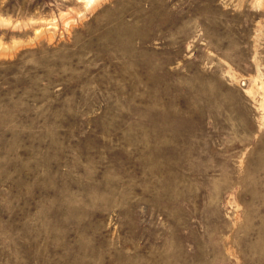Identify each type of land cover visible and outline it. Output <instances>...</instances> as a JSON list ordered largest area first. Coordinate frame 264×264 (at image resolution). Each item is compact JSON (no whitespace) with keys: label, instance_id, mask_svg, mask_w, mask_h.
Segmentation results:
<instances>
[{"label":"rangeland","instance_id":"374dc122","mask_svg":"<svg viewBox=\"0 0 264 264\" xmlns=\"http://www.w3.org/2000/svg\"><path fill=\"white\" fill-rule=\"evenodd\" d=\"M0 264H264V0H0Z\"/></svg>","mask_w":264,"mask_h":264},{"label":"bare ground","instance_id":"6f19581e","mask_svg":"<svg viewBox=\"0 0 264 264\" xmlns=\"http://www.w3.org/2000/svg\"><path fill=\"white\" fill-rule=\"evenodd\" d=\"M97 0H90V5L95 3Z\"/></svg>","mask_w":264,"mask_h":264}]
</instances>
